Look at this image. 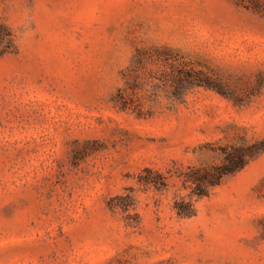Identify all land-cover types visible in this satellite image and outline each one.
<instances>
[{
  "label": "rangeland",
  "instance_id": "rangeland-1",
  "mask_svg": "<svg viewBox=\"0 0 264 264\" xmlns=\"http://www.w3.org/2000/svg\"><path fill=\"white\" fill-rule=\"evenodd\" d=\"M0 264H264V0H0Z\"/></svg>",
  "mask_w": 264,
  "mask_h": 264
},
{
  "label": "trees",
  "instance_id": "trees-1",
  "mask_svg": "<svg viewBox=\"0 0 264 264\" xmlns=\"http://www.w3.org/2000/svg\"><path fill=\"white\" fill-rule=\"evenodd\" d=\"M189 77L195 74L191 68L185 71ZM192 83H199L198 81ZM125 107L126 105L123 104ZM235 153L229 151L225 152L223 161L219 164L199 166L192 168L185 174V181L193 184L191 195H195V199L207 195L210 189L217 185L223 176L233 173L241 169L248 157L243 149H235ZM174 208L179 216L188 217L195 213V206L193 199L185 201L184 199L176 200Z\"/></svg>",
  "mask_w": 264,
  "mask_h": 264
},
{
  "label": "clouds",
  "instance_id": "clouds-1",
  "mask_svg": "<svg viewBox=\"0 0 264 264\" xmlns=\"http://www.w3.org/2000/svg\"><path fill=\"white\" fill-rule=\"evenodd\" d=\"M20 23L24 26L26 32L27 31H31L32 19H31L30 15L27 12L24 13L23 18H22Z\"/></svg>",
  "mask_w": 264,
  "mask_h": 264
}]
</instances>
